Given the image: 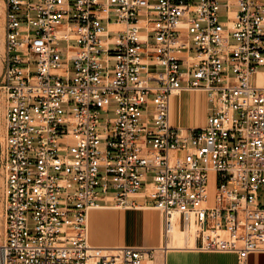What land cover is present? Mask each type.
<instances>
[{"label":"built area","instance_id":"obj_1","mask_svg":"<svg viewBox=\"0 0 264 264\" xmlns=\"http://www.w3.org/2000/svg\"><path fill=\"white\" fill-rule=\"evenodd\" d=\"M2 89L0 264H167L176 230L264 253V0H4ZM102 207L159 210L163 245L91 246Z\"/></svg>","mask_w":264,"mask_h":264},{"label":"crops","instance_id":"obj_2","mask_svg":"<svg viewBox=\"0 0 264 264\" xmlns=\"http://www.w3.org/2000/svg\"><path fill=\"white\" fill-rule=\"evenodd\" d=\"M207 112L205 97L199 92L175 95L172 98V122L176 126L198 127L206 122ZM145 209V208H143ZM122 212H94L92 222L101 218L104 224L109 215H116L120 227L117 239L111 242L98 241L99 244H115L119 246L160 248L162 240V218L154 211L124 209ZM102 213V215H101ZM152 218V219H151ZM142 221V228L137 229L138 221ZM149 220L152 224H149ZM131 221V223H130ZM133 222V223H132ZM97 240H95L96 242ZM96 242V243H98ZM101 246V245H98ZM161 261L158 262L160 264ZM167 264H237V254L233 252L201 251L197 243L192 247L170 250L166 254ZM248 264H264V253H253L248 258Z\"/></svg>","mask_w":264,"mask_h":264},{"label":"rangeland","instance_id":"obj_3","mask_svg":"<svg viewBox=\"0 0 264 264\" xmlns=\"http://www.w3.org/2000/svg\"><path fill=\"white\" fill-rule=\"evenodd\" d=\"M3 76H4V0H0V221L2 219V213L4 209V185H5V161H6V119H5V111H6V96L4 90L2 89L3 84ZM213 196V195H212ZM146 209V210H145ZM145 209H136V210H144L149 213V208ZM122 212L124 209L113 208V209H104V210H96L94 212ZM156 212H159L157 209H152ZM102 215V213H101ZM162 216V214H161ZM107 222L104 224L103 220L100 218H96L95 223L92 222V226L90 228V237L91 241L94 245H110V244H99L98 241H114L117 239V230L120 227L119 220L116 215H109L107 218ZM131 223V221H130ZM133 223V222H132ZM142 228V221L139 220L137 224V229L140 232ZM116 238V239H115ZM95 240H97L96 243ZM115 245V244H112ZM118 246V245H117Z\"/></svg>","mask_w":264,"mask_h":264},{"label":"bare ground","instance_id":"obj_4","mask_svg":"<svg viewBox=\"0 0 264 264\" xmlns=\"http://www.w3.org/2000/svg\"><path fill=\"white\" fill-rule=\"evenodd\" d=\"M113 208H115V207H107V208L102 207V208L92 209V210L89 211L87 223H88V232H89V242H90L91 246L96 247V248H100V249L116 248V247H118L117 245H101V246L94 245L92 243L91 237H90V228L92 226V213H93V211H96V210H104V209L107 210V209H113ZM143 208H146V207H139L137 209H143ZM149 209H155V208L149 207ZM160 215H161V213H160ZM161 218H162V216H161ZM162 223H163V218H162ZM149 224H152V221L151 220H149ZM117 232H118V230H117ZM116 235H117V233H116ZM193 245H194L193 235L190 236V235H188L185 232L176 230L174 232L173 239L169 243V251L170 250H175V249H184V248L192 247Z\"/></svg>","mask_w":264,"mask_h":264}]
</instances>
